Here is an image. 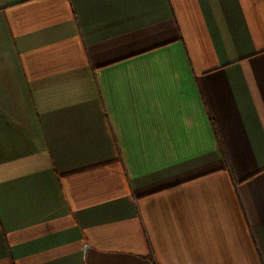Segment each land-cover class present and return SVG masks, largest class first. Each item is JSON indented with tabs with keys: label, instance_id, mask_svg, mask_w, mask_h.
Listing matches in <instances>:
<instances>
[{
	"label": "crops",
	"instance_id": "0c3cea01",
	"mask_svg": "<svg viewBox=\"0 0 264 264\" xmlns=\"http://www.w3.org/2000/svg\"><path fill=\"white\" fill-rule=\"evenodd\" d=\"M0 264H264V0H0Z\"/></svg>",
	"mask_w": 264,
	"mask_h": 264
},
{
	"label": "trees",
	"instance_id": "16d2710c",
	"mask_svg": "<svg viewBox=\"0 0 264 264\" xmlns=\"http://www.w3.org/2000/svg\"><path fill=\"white\" fill-rule=\"evenodd\" d=\"M215 135H216V138H217L218 144L221 146V138H220V135H219V132H218L217 128H216V130H215ZM230 173H232L231 168H230ZM232 174H233V173H232ZM233 180H234L235 183H237V181L235 180L234 177H233Z\"/></svg>",
	"mask_w": 264,
	"mask_h": 264
}]
</instances>
